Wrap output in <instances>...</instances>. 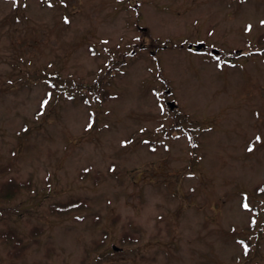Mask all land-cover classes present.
I'll return each instance as SVG.
<instances>
[{
  "label": "rangeland",
  "instance_id": "1",
  "mask_svg": "<svg viewBox=\"0 0 264 264\" xmlns=\"http://www.w3.org/2000/svg\"><path fill=\"white\" fill-rule=\"evenodd\" d=\"M113 51L104 98L85 85ZM8 178L26 247L0 264H264V0H0Z\"/></svg>",
  "mask_w": 264,
  "mask_h": 264
},
{
  "label": "trees",
  "instance_id": "2",
  "mask_svg": "<svg viewBox=\"0 0 264 264\" xmlns=\"http://www.w3.org/2000/svg\"><path fill=\"white\" fill-rule=\"evenodd\" d=\"M135 48V49H134ZM138 49V47L134 46L133 50ZM131 51V50H130ZM127 53L125 51H122L118 53L117 51L110 52L108 57L106 58L104 65L101 66L100 71L97 73V75L94 77V80L92 82H89V84H86L85 86L90 87V85H93V89L97 90L98 96L101 97H108L109 94L107 92L110 80L113 76V74L121 68L123 62L125 61ZM92 83V84H91ZM52 84V83H51ZM62 88H57L56 90L59 91ZM175 122L177 120L173 119ZM178 122L172 126L169 130L167 129V134L171 133L172 130L178 129ZM169 131V132H168ZM26 186L25 181L23 180H16L14 178H8L6 180L0 181V200H8L10 198H13L17 195V193L21 190V187ZM254 193L257 194H264V180L254 186ZM245 200H243L244 204ZM85 205V200H83L81 197L72 196L70 198H67L65 200H59V201H53L49 204V209L53 212L59 213L63 212L69 209H72L74 207H81ZM253 210L258 211V207L256 205H253ZM260 211L262 213V221L261 225H264V206L260 208ZM260 225V227H261ZM255 226V223L251 219L249 223V227ZM35 230H40V227L36 225L35 227L31 228L30 233L33 234ZM0 240H2L4 243L11 244L12 247L9 249V255L12 257H18L21 255L23 249H25L26 244L22 242V235L20 232L14 228V227H4L0 228ZM238 241L244 244L245 247V253L247 252L248 248L246 246V242L243 237L238 238Z\"/></svg>",
  "mask_w": 264,
  "mask_h": 264
},
{
  "label": "flooded vegetation",
  "instance_id": "3",
  "mask_svg": "<svg viewBox=\"0 0 264 264\" xmlns=\"http://www.w3.org/2000/svg\"><path fill=\"white\" fill-rule=\"evenodd\" d=\"M146 44H147V42H146V40H142V42H140V45L141 46H146ZM210 48L211 47H209L208 46V44H206L205 43V45H204V47H202L200 50H198V52H207V51H210ZM194 50V49H193ZM150 51H152V50H150ZM168 89V90H167ZM164 90V92H163V94L161 95L162 96V99H164V101L166 102V104H167V101L169 100V99H172V98H170V89H169V87H166V88H164L163 89Z\"/></svg>",
  "mask_w": 264,
  "mask_h": 264
},
{
  "label": "water",
  "instance_id": "4",
  "mask_svg": "<svg viewBox=\"0 0 264 264\" xmlns=\"http://www.w3.org/2000/svg\"><path fill=\"white\" fill-rule=\"evenodd\" d=\"M204 45V42L203 41H198L196 43H189L187 46L188 48L190 47H194V49H200L202 46ZM213 52H217L218 50L216 48H213L212 49ZM168 105L172 108L173 106H175V102L174 100H169L168 102ZM114 248H117L115 245H113Z\"/></svg>",
  "mask_w": 264,
  "mask_h": 264
},
{
  "label": "snow or ice",
  "instance_id": "5",
  "mask_svg": "<svg viewBox=\"0 0 264 264\" xmlns=\"http://www.w3.org/2000/svg\"><path fill=\"white\" fill-rule=\"evenodd\" d=\"M244 207H247V205L245 204Z\"/></svg>",
  "mask_w": 264,
  "mask_h": 264
}]
</instances>
